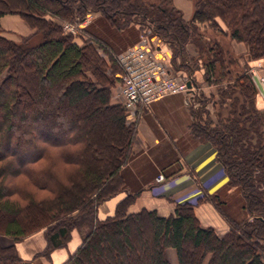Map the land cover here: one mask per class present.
Segmentation results:
<instances>
[{
    "label": "trees",
    "instance_id": "trees-1",
    "mask_svg": "<svg viewBox=\"0 0 264 264\" xmlns=\"http://www.w3.org/2000/svg\"><path fill=\"white\" fill-rule=\"evenodd\" d=\"M191 1L187 28L180 11L164 8L172 0H160L152 10L141 0H0V19L16 14L35 30L12 41L0 26V236L19 240L44 229L49 254L86 227L63 264H170L167 249L175 251L177 264H264V203L253 185L256 180L264 188V154L255 122L249 130L231 120L219 130L210 129L211 123L191 127L194 140L216 148L229 188L239 187L244 199L232 205L248 214L242 222L227 211V198L202 199L228 224L223 236L201 227L189 204L177 205L168 217L147 210L127 213L152 176L149 166L136 173L130 165L135 125L112 102L105 74L107 55L117 63L116 57L138 42L139 31L129 23L151 25L173 49L172 68L198 90L199 69L184 54L185 35L202 41L200 29H215L220 21L231 40L245 45L249 59L264 61V0ZM90 15L96 17L84 29L89 40L80 45L63 23L84 22ZM213 45L218 50L210 49L213 55L203 65L206 83L217 65L222 72L223 51ZM245 76L227 88L252 87L247 105L258 89L251 75ZM119 194L124 196L114 214L99 219L100 205ZM22 262L13 247L0 246V264Z\"/></svg>",
    "mask_w": 264,
    "mask_h": 264
},
{
    "label": "crops",
    "instance_id": "crops-1",
    "mask_svg": "<svg viewBox=\"0 0 264 264\" xmlns=\"http://www.w3.org/2000/svg\"><path fill=\"white\" fill-rule=\"evenodd\" d=\"M172 3L174 8L181 12L182 18L189 22L194 12L193 3L189 0H172ZM7 19L6 16L0 19L3 30ZM12 19L14 22L17 21L16 18ZM229 45L231 54L238 63L246 60V47L243 43L231 40ZM179 73L181 72H177ZM203 73V65H200L196 73L200 87L197 95L193 97L186 94L171 95L143 107L135 124L132 144L134 157L130 165H133L132 169L136 173L141 167L149 166L152 168V176L144 191L128 206L127 213L134 214L147 210L155 211L160 217H168L174 215L177 205L189 204L194 207V215L201 227L212 228L216 234L223 236L229 230L228 224L211 202L202 199L205 195H220L226 198L233 189L229 188V177L223 165L217 160L216 148L209 141L193 139L191 127L197 121H194L192 112L201 108L207 109L210 103L205 101L209 97L205 94L211 95L212 92L219 98L214 99L217 106L215 113L218 117H222V111L232 106L226 96L227 91L226 94L223 92L224 82L218 81L219 75L222 74L218 67L211 80L213 84H202ZM228 73H231L230 70ZM191 103H194V106ZM253 104L264 114V95L259 91L254 97ZM226 123V120L221 119L217 124L221 128ZM158 174H163L166 178V182L159 186L155 184ZM171 175L174 176L167 178ZM123 196L119 194L101 204L97 213L98 218L102 220L112 216ZM81 241L79 233L74 230L64 248L55 249L47 256L38 254L37 257L35 255L29 257L25 247L19 245L17 249L20 259L25 264H63ZM42 244L40 242V246ZM166 257L170 264H177L173 249L166 250Z\"/></svg>",
    "mask_w": 264,
    "mask_h": 264
},
{
    "label": "rangeland",
    "instance_id": "rangeland-1",
    "mask_svg": "<svg viewBox=\"0 0 264 264\" xmlns=\"http://www.w3.org/2000/svg\"><path fill=\"white\" fill-rule=\"evenodd\" d=\"M131 1H137V0H131ZM191 1V0H189ZM192 2V1H191ZM141 3L143 5H145L148 9L152 10L151 6H157L160 4V0H141ZM193 3V2H192ZM165 9L168 10V12H172L173 11V3L172 5H168L166 7H164ZM155 9V10H154ZM176 9V8H174ZM157 8H153V11L155 13H157V15H160L159 12L156 11ZM181 13V12H180ZM174 14V13H173ZM176 17H178L177 14H175ZM8 19L7 22H5L4 24V29H1V34L2 36H4L7 39H10L12 41H18L21 37H26V35H28L29 33L31 34V32L33 33L35 30L32 29L25 20H23L22 17H20L19 15L16 14H11V15H5ZM95 15H90L88 16V20L86 22H80L77 20H74L71 23H63V29L64 32L67 34H70L74 40L77 41V43H79L80 45H83V43H85V41L89 40V37L84 33V29L88 26V24H90L94 19H95ZM12 18H16V22H14V19ZM22 20V21H21ZM136 21V20H135ZM20 24H19V23ZM137 22H139L137 20ZM134 22L129 23L130 27H135V29L137 31H139V36H138V41L140 40H147V42L150 44L151 49L155 52L156 57L165 65H167V67L170 66V57L173 53V49L172 47L166 43L163 42L161 39H159L157 37V35H155L154 33V28L149 25L148 23H143L144 25L140 26V25H133ZM141 23V22H139ZM183 23L184 25L189 28V22L185 21L183 19ZM218 27H216L215 29H207V28H203L200 29V32L203 34L202 35V41H199V39L195 36H193L194 38H187V36H184V39L182 40L183 42V50H184V54L186 55V57L188 58V60L190 61L191 64H194L198 69L199 66L204 65V63H206V61L211 57V55H213L211 52L212 48L213 51H217L218 49H214V43H216V45H218L217 48L222 49V54L220 55V57H222V66H221V70H222V77L220 79H218V81L220 80L219 83L224 82L222 84V88H223V92L227 91V98L230 99V108H227L225 111H222V117H218V115L215 113V94L214 92H212L211 95H209V93L205 94L207 95L208 99H209V105L207 106L208 108L205 110H202L201 112L197 113V112H192V115L194 117V121H197L198 124H204V123H211V125L209 126V128H217L218 130L221 129L220 127H218V122L220 123L221 119H224L226 121H240L243 125L244 123V128L249 130L250 128V124L255 122L256 126L254 129L257 130V135L259 136V140H260V145L262 146V151L264 154V114L263 113H259L255 104H253V102H250L247 105H244V102L246 101L245 99L249 98V94L252 95V87H250L249 92H245L244 90H240L237 88H227L229 86H232L233 84H230L229 82L235 83V81L237 79H239L238 77L240 76H245V77H249V70L250 69H254L256 72H259V74H263L264 73V63H262L260 60H251L249 59L248 55H246V60L242 61L241 63H238L237 60H235L231 54V50H230V37H229V33L224 32L226 27L223 23H221L220 21L218 22ZM192 26V25H191ZM23 27V28H22ZM198 34V31L195 32ZM205 48V49H203ZM211 49V50H210ZM100 51V50H99ZM102 52V51H101ZM103 53V52H102ZM220 54V53H219ZM108 61V63H106V69H105V74H106V79L109 82L108 84H110L111 87V94H112V102L115 104H120L121 105V100L119 98V88L121 87V75H120V68L118 67L117 63L111 61V58H109V56L107 55L105 57ZM217 67L219 68V65H217ZM204 68V67H203ZM230 70L231 73H228V71ZM199 71V70H198ZM180 76L182 75L181 73L179 74ZM196 77L199 79V77L196 75ZM244 79V78H243ZM247 81L250 83V80L247 79ZM211 82V81H210ZM208 82V83H210ZM248 82L245 83L248 85ZM206 82L203 81L202 84H204ZM206 83V84H208ZM213 84V83H211ZM210 85V84H208ZM221 86V84H220ZM214 91V90H212ZM220 91V89H219ZM243 92V94H242ZM203 93V92H202ZM258 93V92H257ZM204 94V93H203ZM217 100H219L218 96L216 98ZM250 100V99H248ZM228 102V101H226ZM192 106H194V103H191ZM217 107V106H216ZM219 108V107H218ZM232 109H235V111H231ZM256 110V111H255ZM143 111V107H138L133 113H131L128 116L127 121H129V123H132L133 125L136 124V121L139 120L140 118V113ZM234 112V113H233ZM230 121V122H231ZM249 121V122H246ZM240 127V126H239ZM224 130V129H223ZM254 131H249L248 133V138H252L253 142L256 143V137L254 134ZM18 155H20V153H17ZM257 172H254V176H256ZM259 176V175H257ZM254 188L256 189L257 192H259L260 194V200L261 202L264 203V188L261 187L260 184H258V182L253 183ZM258 187L260 190H258ZM255 191V192H256ZM118 196V195H117ZM116 197V196H115ZM227 201L229 202L228 204V208L227 211H230L233 216L235 217L236 221L238 222H242L243 220H245L246 217H248V214L244 211L242 213H238L237 209H235L232 205L233 204H237L236 206H239V203L244 201V199L241 198V189L239 187L234 188L233 190H231L230 194H228ZM226 200V199H225ZM242 200V201H241ZM79 233L81 239H82V235L86 232V227L82 226L81 232L78 230H75ZM45 233L46 230L41 229V230H37L27 236H25L24 238H21L19 240H13L12 238L9 237H5V236H0V246L1 247H13L15 249V254L17 255L18 258H20V255L18 253V246L19 247H25V249H27L28 251V256H33L35 255L36 257L38 256V254L47 256L48 254H46V246H47V242L45 239ZM83 233V234H82ZM43 242H42V241ZM40 242L43 243L40 246ZM44 246V247H43ZM170 257V255H169ZM20 264H25L24 262L20 263Z\"/></svg>",
    "mask_w": 264,
    "mask_h": 264
},
{
    "label": "built area",
    "instance_id": "built-area-1",
    "mask_svg": "<svg viewBox=\"0 0 264 264\" xmlns=\"http://www.w3.org/2000/svg\"><path fill=\"white\" fill-rule=\"evenodd\" d=\"M88 20V17L84 22ZM120 68L121 87L119 98L126 116L133 113L138 107L148 106L164 97L186 94L192 97L197 95L198 88L177 74L172 66L167 67L151 49L147 40H140L128 47L117 57ZM251 77L256 76L264 87V73L259 74L254 69L249 70ZM129 122V121H128ZM166 182L163 174L155 178L157 186Z\"/></svg>",
    "mask_w": 264,
    "mask_h": 264
},
{
    "label": "water",
    "instance_id": "water-1",
    "mask_svg": "<svg viewBox=\"0 0 264 264\" xmlns=\"http://www.w3.org/2000/svg\"><path fill=\"white\" fill-rule=\"evenodd\" d=\"M252 79H253V81H254V83H255V85H256L258 91H259L262 95H264V87L261 85V83L259 82L258 78H257L256 76H253ZM187 86H188V87L191 86V82H190V81L187 82Z\"/></svg>",
    "mask_w": 264,
    "mask_h": 264
}]
</instances>
